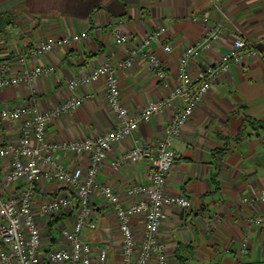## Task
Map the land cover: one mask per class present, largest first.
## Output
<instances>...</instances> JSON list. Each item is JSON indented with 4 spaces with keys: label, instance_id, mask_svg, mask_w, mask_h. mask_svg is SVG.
Segmentation results:
<instances>
[{
    "label": "crops",
    "instance_id": "1",
    "mask_svg": "<svg viewBox=\"0 0 264 264\" xmlns=\"http://www.w3.org/2000/svg\"><path fill=\"white\" fill-rule=\"evenodd\" d=\"M196 14H208L213 24L225 30L223 39L206 52L208 61L231 48L237 35L251 39L258 54L231 64L230 71L213 83L182 135L172 144L176 161L167 192L186 195L193 205L189 209L169 206L161 233L172 264H182V260L185 264H264V204L253 201L264 188V130L245 124L244 137L234 139L245 117L264 123V0H0L3 58L15 62L20 52L42 39L88 32V37L80 42L30 59V67L55 65L56 71L32 84L2 90L0 105L31 102L40 110H50L71 96L67 86L70 80L89 73L106 59H124L149 31L164 27L152 49L166 65L170 75L167 82L154 76L143 58L137 59L130 69H118L125 104L131 111H140L176 85L182 48L199 40L206 30L202 23L193 20ZM117 31L131 35L132 40L117 45ZM168 44L173 47L169 53L164 48ZM195 68L193 64L192 71ZM16 69L14 65L15 72ZM77 92L85 96V102L75 112L50 123L49 139L59 142L91 136L116 126V116L107 101L105 77L80 83ZM173 112L174 108H170L150 122L141 123L137 135L144 142L156 141ZM20 124L0 123V138L16 140ZM131 144L130 138L118 144L99 173V181L112 184L122 196L131 183L147 182L151 169L147 161L119 171L112 168L113 158ZM227 146L230 149L218 162V149ZM58 157L69 168L85 169L89 165L88 155L60 152ZM65 191L69 192L54 183L38 187L41 201ZM94 204L96 227L86 228L85 237L94 244L109 243V264H120L117 217L98 195ZM257 217H262L261 225L253 221ZM56 219L40 221L45 246L59 243L56 234L60 221L55 222ZM134 227L140 233L143 221H134ZM245 237L248 246L242 251Z\"/></svg>",
    "mask_w": 264,
    "mask_h": 264
},
{
    "label": "built area",
    "instance_id": "2",
    "mask_svg": "<svg viewBox=\"0 0 264 264\" xmlns=\"http://www.w3.org/2000/svg\"><path fill=\"white\" fill-rule=\"evenodd\" d=\"M193 20L205 26L204 35L184 46L178 60L177 83L162 98L150 101L140 111H131L125 104L119 83L118 69H130L143 58L158 79L167 82L169 72L159 55L152 49L165 30L149 31L143 41L128 50L122 60L108 59L97 63L92 70L67 83L71 96L50 110H40L31 102L0 105V123L20 121L16 140L0 138V264H109V243L94 244L86 239L85 229L95 228L94 200L98 195L118 220L121 238L120 264H172L166 241L161 233L169 206L189 209L193 201L183 194H170L167 184L176 158L172 147L183 133L195 110L213 83L230 71L232 63H242L258 54L256 44L244 35H237L233 45L218 58L208 61L206 52L223 39L225 30L213 24L208 14L193 15ZM88 32L71 33L42 39L19 53L15 62L0 56V92L8 87L32 84L40 77L56 71L55 65L29 66L36 59L55 50L80 42ZM132 40L127 33L117 31L115 42L125 45ZM172 52V45H165ZM195 64V72L192 65ZM17 66L16 72L13 70ZM106 78L107 101L116 116L114 128L91 136L63 141L49 139L50 123L75 112L85 96L77 92L80 83H93ZM174 108L172 117L156 141L144 142L137 131L140 124ZM132 144L119 152L112 168L119 171L128 165L147 161L151 167L147 182H133L125 196L109 183L99 181L102 166L115 147L125 139ZM88 155L89 165L69 168L59 153ZM45 183L63 186L64 192L41 201L38 187ZM247 201V197L244 198ZM264 204V188L253 199ZM67 216L57 226L59 243L45 246L41 220ZM71 217V218H70ZM141 219L143 227L137 232L134 221ZM257 225L262 217L253 220ZM248 238L242 242L246 251Z\"/></svg>",
    "mask_w": 264,
    "mask_h": 264
},
{
    "label": "trees",
    "instance_id": "3",
    "mask_svg": "<svg viewBox=\"0 0 264 264\" xmlns=\"http://www.w3.org/2000/svg\"><path fill=\"white\" fill-rule=\"evenodd\" d=\"M246 121V122H245ZM244 125L241 127V129H240V131L238 132V134L235 136V140L236 141H239L240 139H241V137L243 136L244 137V126H245V124H249V125H251V126H256V125H258V127L259 128H261V129H263L264 130V123L263 122H261V121H259V120H257V119H253V118H251V117H245V120H244ZM230 148L227 146V147H222V148H220V149H218V151H217V153H218V156H217V158H216V160L219 162V161H221L222 160V158L224 157V155L227 153V151L229 150ZM65 216V215H64ZM62 218H63V216H61V217H58V219H56V221L55 222H58V220L59 221H61L62 220ZM182 264H185V261L184 260H182Z\"/></svg>",
    "mask_w": 264,
    "mask_h": 264
},
{
    "label": "rangeland",
    "instance_id": "4",
    "mask_svg": "<svg viewBox=\"0 0 264 264\" xmlns=\"http://www.w3.org/2000/svg\"><path fill=\"white\" fill-rule=\"evenodd\" d=\"M57 236L59 235V233H58V231H57V234H56Z\"/></svg>",
    "mask_w": 264,
    "mask_h": 264
}]
</instances>
